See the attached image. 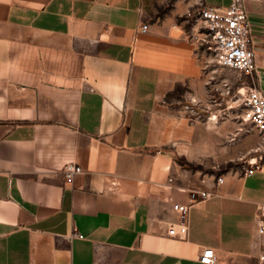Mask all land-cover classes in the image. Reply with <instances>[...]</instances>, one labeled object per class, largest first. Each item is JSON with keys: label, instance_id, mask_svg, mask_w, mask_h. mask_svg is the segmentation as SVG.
<instances>
[{"label": "crops", "instance_id": "crops-1", "mask_svg": "<svg viewBox=\"0 0 264 264\" xmlns=\"http://www.w3.org/2000/svg\"><path fill=\"white\" fill-rule=\"evenodd\" d=\"M230 1L0 0V264H205V247L264 264V162L203 171L253 157L257 135L179 104L206 114L227 85L196 12ZM245 2L264 91V0ZM200 190L187 235L168 234Z\"/></svg>", "mask_w": 264, "mask_h": 264}, {"label": "built area", "instance_id": "built-area-1", "mask_svg": "<svg viewBox=\"0 0 264 264\" xmlns=\"http://www.w3.org/2000/svg\"><path fill=\"white\" fill-rule=\"evenodd\" d=\"M197 18L202 22L206 31L205 41L207 48L213 53L216 63L220 66L233 68L249 77L247 87L241 91V103L246 107V119L264 135V91L257 85L256 61L253 50V36L251 23L245 0H231L227 6L212 4L203 5L197 12ZM146 24L141 29L145 30ZM253 157H248L244 162L249 167L245 172L252 173L255 168L264 162V145L256 149ZM64 176L72 178L74 174L82 171L81 166L68 163L63 168ZM223 180L222 175L217 176V182ZM210 195L205 190L199 191V197H192L190 203L176 202L173 208L182 214L181 222L171 225L168 234L185 237L188 233V213L192 203L202 201ZM256 232L264 237V200L257 205ZM76 235L81 236L78 232ZM264 260V250L260 254ZM199 260L205 264H218L211 247L203 248Z\"/></svg>", "mask_w": 264, "mask_h": 264}, {"label": "rangeland", "instance_id": "rangeland-1", "mask_svg": "<svg viewBox=\"0 0 264 264\" xmlns=\"http://www.w3.org/2000/svg\"><path fill=\"white\" fill-rule=\"evenodd\" d=\"M224 67L223 71V78L227 81V85L223 86L220 89H213L212 93H214L212 99L209 102V105H203L204 106V111L206 114L203 113L202 110L198 108V103L191 98H181L180 105L183 106L184 109L188 111V116L191 117V120L194 119H203L205 116V119L209 120V117H211L213 114L215 115L218 113L219 109L222 108H227V110H231L232 116L237 120V123L242 126L240 129L233 130V136L235 135L236 139L239 138V135L241 134L243 138L248 137L250 138L251 135L256 134L258 138V144H257V149H260L264 145V135L257 130L253 124L246 119V107L241 103V91H243L245 88L240 89L241 86H244L243 80H245V75L241 74L239 71L229 68V67ZM213 88V87H212ZM230 108V109H229ZM237 109L238 112H234ZM214 111V112H212ZM230 113L228 114V121L234 123L233 117H230ZM220 119V116H218ZM215 118L212 119L213 121L216 120ZM222 119V118H221ZM231 136V135H230ZM229 138V137H228ZM256 149V148H255ZM253 152V151H252ZM255 152V150H254ZM253 152V153H254ZM249 154L244 158H248ZM244 159L242 161H234V162H228V163H219L212 161L210 167L203 168V171L210 173V172H225L226 169H229L232 165H236L239 163V165H243ZM195 167H197V164L195 163Z\"/></svg>", "mask_w": 264, "mask_h": 264}, {"label": "bare ground", "instance_id": "bare-ground-1", "mask_svg": "<svg viewBox=\"0 0 264 264\" xmlns=\"http://www.w3.org/2000/svg\"><path fill=\"white\" fill-rule=\"evenodd\" d=\"M210 118H211V119H214V118H215V115L213 114Z\"/></svg>", "mask_w": 264, "mask_h": 264}]
</instances>
